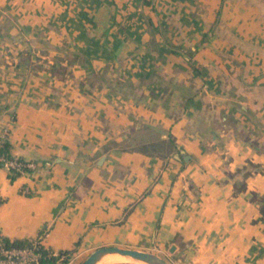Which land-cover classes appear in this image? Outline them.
<instances>
[{"label": "crops", "instance_id": "1", "mask_svg": "<svg viewBox=\"0 0 264 264\" xmlns=\"http://www.w3.org/2000/svg\"><path fill=\"white\" fill-rule=\"evenodd\" d=\"M0 236L264 264V0H0Z\"/></svg>", "mask_w": 264, "mask_h": 264}, {"label": "built area", "instance_id": "2", "mask_svg": "<svg viewBox=\"0 0 264 264\" xmlns=\"http://www.w3.org/2000/svg\"><path fill=\"white\" fill-rule=\"evenodd\" d=\"M3 138L4 133H1L0 145ZM0 164L8 171H16L19 173L31 172L38 166L35 160L25 159L13 154L12 156H6L1 152ZM42 248L45 247L41 244L38 236L28 238L22 244H7L2 236H0V264H42ZM48 254L57 256L59 253L48 250Z\"/></svg>", "mask_w": 264, "mask_h": 264}, {"label": "water", "instance_id": "3", "mask_svg": "<svg viewBox=\"0 0 264 264\" xmlns=\"http://www.w3.org/2000/svg\"><path fill=\"white\" fill-rule=\"evenodd\" d=\"M111 252H117L123 255H129L133 258L142 260L147 264H169V262L156 252L150 250L124 247L119 245H103L92 250L80 264H98L99 259Z\"/></svg>", "mask_w": 264, "mask_h": 264}, {"label": "trees", "instance_id": "4", "mask_svg": "<svg viewBox=\"0 0 264 264\" xmlns=\"http://www.w3.org/2000/svg\"><path fill=\"white\" fill-rule=\"evenodd\" d=\"M0 152L4 153L6 156H12L10 152V144L8 141L3 139L1 145H0ZM1 166V164H0ZM19 172L16 171H9V175L11 178H14ZM7 244H22L26 242V239H16L10 241L9 239L2 237ZM70 253L67 251L59 252L57 256L49 255L48 249L42 248V256H41V262L42 264H66L70 259ZM61 259L59 260V258Z\"/></svg>", "mask_w": 264, "mask_h": 264}, {"label": "bare ground", "instance_id": "5", "mask_svg": "<svg viewBox=\"0 0 264 264\" xmlns=\"http://www.w3.org/2000/svg\"><path fill=\"white\" fill-rule=\"evenodd\" d=\"M121 261H133L134 263L137 262L139 264H147L146 262L133 258L129 255H123L117 252H111L103 255L97 263H111V262H121Z\"/></svg>", "mask_w": 264, "mask_h": 264}, {"label": "rangeland", "instance_id": "6", "mask_svg": "<svg viewBox=\"0 0 264 264\" xmlns=\"http://www.w3.org/2000/svg\"><path fill=\"white\" fill-rule=\"evenodd\" d=\"M98 264H100V263H98ZM101 264H139V263H137V262H133V261H121V262H111V263H101Z\"/></svg>", "mask_w": 264, "mask_h": 264}]
</instances>
